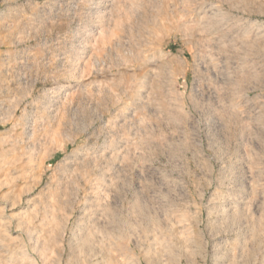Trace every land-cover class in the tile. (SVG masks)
Returning a JSON list of instances; mask_svg holds the SVG:
<instances>
[{
	"label": "rangeland",
	"instance_id": "obj_1",
	"mask_svg": "<svg viewBox=\"0 0 264 264\" xmlns=\"http://www.w3.org/2000/svg\"><path fill=\"white\" fill-rule=\"evenodd\" d=\"M0 264H264V0H0Z\"/></svg>",
	"mask_w": 264,
	"mask_h": 264
},
{
	"label": "bare ground",
	"instance_id": "obj_2",
	"mask_svg": "<svg viewBox=\"0 0 264 264\" xmlns=\"http://www.w3.org/2000/svg\"><path fill=\"white\" fill-rule=\"evenodd\" d=\"M43 220V219H42ZM34 234V233H33Z\"/></svg>",
	"mask_w": 264,
	"mask_h": 264
}]
</instances>
